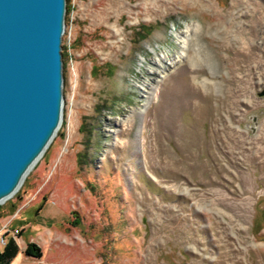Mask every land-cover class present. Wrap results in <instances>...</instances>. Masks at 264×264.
Segmentation results:
<instances>
[{
  "label": "rangeland",
  "instance_id": "1",
  "mask_svg": "<svg viewBox=\"0 0 264 264\" xmlns=\"http://www.w3.org/2000/svg\"><path fill=\"white\" fill-rule=\"evenodd\" d=\"M62 55L63 120L0 251L264 264V0H67Z\"/></svg>",
  "mask_w": 264,
  "mask_h": 264
},
{
  "label": "water",
  "instance_id": "2",
  "mask_svg": "<svg viewBox=\"0 0 264 264\" xmlns=\"http://www.w3.org/2000/svg\"><path fill=\"white\" fill-rule=\"evenodd\" d=\"M66 9L67 0H0V204L61 126Z\"/></svg>",
  "mask_w": 264,
  "mask_h": 264
},
{
  "label": "trees",
  "instance_id": "3",
  "mask_svg": "<svg viewBox=\"0 0 264 264\" xmlns=\"http://www.w3.org/2000/svg\"><path fill=\"white\" fill-rule=\"evenodd\" d=\"M20 252L18 242L13 237H10L3 250L0 251V264H11L15 257ZM25 254L30 257H42V251L36 244H29L25 250Z\"/></svg>",
  "mask_w": 264,
  "mask_h": 264
},
{
  "label": "crops",
  "instance_id": "4",
  "mask_svg": "<svg viewBox=\"0 0 264 264\" xmlns=\"http://www.w3.org/2000/svg\"><path fill=\"white\" fill-rule=\"evenodd\" d=\"M23 257H24L23 253L22 251H20L18 255L15 257V259L11 262V264H24L25 260L23 259ZM25 258L30 260L28 256H25Z\"/></svg>",
  "mask_w": 264,
  "mask_h": 264
},
{
  "label": "built area",
  "instance_id": "5",
  "mask_svg": "<svg viewBox=\"0 0 264 264\" xmlns=\"http://www.w3.org/2000/svg\"><path fill=\"white\" fill-rule=\"evenodd\" d=\"M5 228H6V229H5ZM3 230L9 231V229H8L7 226L3 227ZM5 242H6V240L4 239V236H1V243H2V244H5Z\"/></svg>",
  "mask_w": 264,
  "mask_h": 264
},
{
  "label": "bare ground",
  "instance_id": "6",
  "mask_svg": "<svg viewBox=\"0 0 264 264\" xmlns=\"http://www.w3.org/2000/svg\"><path fill=\"white\" fill-rule=\"evenodd\" d=\"M182 42H183V45H184L183 47H185L188 44V38L187 37L186 38L183 37L182 38Z\"/></svg>",
  "mask_w": 264,
  "mask_h": 264
}]
</instances>
